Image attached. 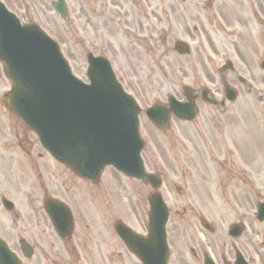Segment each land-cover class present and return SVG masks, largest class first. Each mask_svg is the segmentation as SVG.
I'll use <instances>...</instances> for the list:
<instances>
[{
  "label": "flooded vegetation",
  "instance_id": "1",
  "mask_svg": "<svg viewBox=\"0 0 264 264\" xmlns=\"http://www.w3.org/2000/svg\"><path fill=\"white\" fill-rule=\"evenodd\" d=\"M1 1L22 19L32 18L40 4L38 12H53L52 0H40V4L36 0ZM66 5L70 14L80 15L84 26L93 21V37L80 35V42H117L122 27L114 25L117 14L124 18L129 10L139 11L140 17L145 13L143 31L147 42L158 43L163 67L176 68L180 77L199 79L191 82L199 103V82L208 84L218 100L212 109L224 111L232 105L224 99L225 86L243 96L262 93L257 86L264 84V68L257 67L253 57L261 42L252 40L254 27L261 24L260 19L264 23V0H66ZM137 26L140 32L143 23ZM180 44L187 54L177 49ZM236 106L243 108L244 103ZM198 110L199 115L205 112L206 125L213 121L210 109ZM183 126L178 124L177 132L187 138ZM32 137L20 121L4 113L0 103V239L20 264H139L108 230V221L89 214L90 205L81 198L84 187L54 191L58 196L51 193L69 207L71 216L67 210L55 219L45 213L44 200L32 194L37 180L42 191H47L48 184L42 182L44 174L33 157L39 148ZM242 156L239 150L189 151L185 145L172 157L162 155L164 165L158 169L164 175L163 193L170 206L168 264H236V257L239 264H264V242L254 220L237 238L226 236L217 226L225 216L214 205L224 201L244 205V198L230 192L233 182L243 180L241 169L235 166V159ZM244 218L241 208L238 219L245 222ZM146 259L148 264L157 262L156 256Z\"/></svg>",
  "mask_w": 264,
  "mask_h": 264
},
{
  "label": "water",
  "instance_id": "2",
  "mask_svg": "<svg viewBox=\"0 0 264 264\" xmlns=\"http://www.w3.org/2000/svg\"><path fill=\"white\" fill-rule=\"evenodd\" d=\"M4 14L0 10V58L6 60L4 70L12 82V91L7 99L9 105L37 130L44 143L55 148V153L62 156L70 148L80 146V136L85 135L92 140H87L92 148L89 151H94L90 173H94L96 169L100 171L105 160L103 157H108L123 173L145 179L146 174L137 157L140 149L136 118L138 109L121 89L112 85L106 62L97 61V66H92L94 71H90L91 87L95 92L97 105L91 109L84 106L83 111L87 110V113L83 115L79 113L77 102L69 99V96L74 97V93L64 91L73 84L68 81V69L58 50L46 42L43 33L22 29ZM16 42L18 48L12 47V43L16 45ZM65 93L66 97L61 99V95ZM51 104L55 111L53 115L50 111ZM94 110L98 113L97 120L96 114L90 113ZM157 111L158 108L155 107L151 114ZM105 112L111 116L105 115ZM43 114L48 121L42 119ZM151 196L154 197L150 201L151 209L158 213L154 223H157L161 232L158 224L164 218L161 215L162 204L157 193Z\"/></svg>",
  "mask_w": 264,
  "mask_h": 264
},
{
  "label": "rangeland",
  "instance_id": "3",
  "mask_svg": "<svg viewBox=\"0 0 264 264\" xmlns=\"http://www.w3.org/2000/svg\"><path fill=\"white\" fill-rule=\"evenodd\" d=\"M40 4V0H36ZM41 5V4H40ZM40 5L37 6V12L32 13V18L39 25L43 26L50 35L56 38L64 56L69 61L73 73L85 80V53L87 51H92L94 54H104L110 61L115 71L117 78L123 83L124 88L131 94L135 95L142 107L146 104L153 103L157 99L164 98V91L168 90V85L171 86V81L173 79L170 75L166 78L159 72L158 63L150 62L145 60V44L139 46L138 55L133 53L132 48L128 44L130 42H80V34H89L93 37V21L86 23L84 26L81 21L80 15L75 12L69 16L68 25L64 23L54 14V13H40ZM42 6V5H41ZM128 15L135 17L137 22H142L138 20V15L134 16L132 12ZM120 18V17H119ZM151 18V17H150ZM134 19V20H135ZM85 30V32H82ZM129 52V56L127 55ZM134 55V57H131ZM166 74V73H165ZM171 88V87H170ZM9 89L8 81L3 77L0 70V91H6ZM246 98H242L238 102L246 104L248 101ZM252 102V101H250ZM260 108L251 107L250 109H244L240 114L239 111H235L236 114L233 115L231 109L228 110V114L231 117L228 125L230 129H227L222 123H216V126H206L205 128L209 131L206 140L208 141L209 148H219L223 145V140L230 143L234 140L239 146L238 149L242 151L243 154V166L251 169L250 175L247 174V179L253 185L261 186V191H264V106L259 104ZM223 119V118H222ZM199 120V121H198ZM216 121H220L215 119ZM200 123V117L197 119ZM201 123L206 125L207 122L201 119ZM258 123V126L257 124ZM235 126L233 127V125ZM256 126V127H255ZM184 133L188 140L185 139L184 142L187 145L189 151H203V144L200 143V139L192 135L189 130L184 129ZM140 134L143 140L147 143L146 152L143 153V158L148 167L154 166L153 159H157L156 156L168 155L176 150L175 138L169 132H158L152 128L150 123L146 120L144 115L140 116ZM227 143V142H226ZM228 144V143H227ZM229 145V144H228ZM38 152H35L33 157L35 158L41 173L43 172L44 177L42 182H47L51 192H58L59 189H65V187L78 188L82 186L86 189V193H99L103 190V187H110L112 183L110 176L114 175L112 169L107 168L102 177L101 184L98 187H91L88 185L79 184L78 181L70 176L63 168L57 164L47 162L44 164V159L39 157ZM45 156H43L44 158ZM48 161V160H47ZM149 161V162H148ZM195 161V160H193ZM25 179L30 180L32 185L34 184L32 179H28L26 175H22ZM115 177V175H114ZM257 178L258 183H255ZM63 182L64 186L59 184ZM115 184L118 187V194L122 197H131V202L136 204L142 197L146 198L148 192L147 187H143L138 182L133 180H128L123 177H118L115 180ZM38 186H35V189ZM39 189H37L38 192ZM37 196V197H38ZM141 215V212H138ZM127 219L130 224L138 228L134 223L136 219L135 211L133 210L132 216ZM134 220V221H133ZM264 226V223L262 224ZM141 230V229H138Z\"/></svg>",
  "mask_w": 264,
  "mask_h": 264
}]
</instances>
